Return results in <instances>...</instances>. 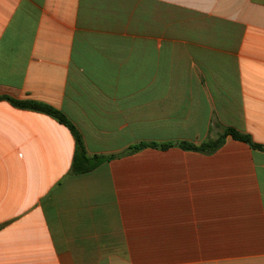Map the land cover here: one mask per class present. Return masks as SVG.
<instances>
[{"label": "crops", "instance_id": "1", "mask_svg": "<svg viewBox=\"0 0 264 264\" xmlns=\"http://www.w3.org/2000/svg\"><path fill=\"white\" fill-rule=\"evenodd\" d=\"M0 264H264V0H0ZM174 143L130 153L138 143Z\"/></svg>", "mask_w": 264, "mask_h": 264}, {"label": "trees", "instance_id": "2", "mask_svg": "<svg viewBox=\"0 0 264 264\" xmlns=\"http://www.w3.org/2000/svg\"><path fill=\"white\" fill-rule=\"evenodd\" d=\"M1 100H6L10 102L13 106L21 109L34 110L38 112L45 113L60 123L66 125L75 137L76 149L72 166V173L75 175L86 174L91 172L109 160L117 157L115 155L105 156V155H91L87 152L83 138L77 128L72 124V122L67 118V116L60 110L32 100H15L8 96H1ZM227 136H232L234 139L245 142L249 144L253 149L264 151V146L255 143L249 134L242 133L234 128H225L224 132L217 139H208L201 144H192L188 142L179 143V146L184 150L199 151L203 153H212L216 151L225 141ZM174 143H138L132 146L129 150L130 153L141 151L148 147L168 149L173 146Z\"/></svg>", "mask_w": 264, "mask_h": 264}]
</instances>
